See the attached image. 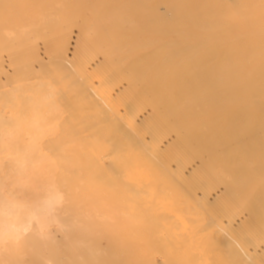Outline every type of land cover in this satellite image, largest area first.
Returning <instances> with one entry per match:
<instances>
[{
	"label": "bare ground",
	"instance_id": "obj_1",
	"mask_svg": "<svg viewBox=\"0 0 264 264\" xmlns=\"http://www.w3.org/2000/svg\"><path fill=\"white\" fill-rule=\"evenodd\" d=\"M177 235L264 264V0H0V264Z\"/></svg>",
	"mask_w": 264,
	"mask_h": 264
},
{
	"label": "rangeland",
	"instance_id": "obj_2",
	"mask_svg": "<svg viewBox=\"0 0 264 264\" xmlns=\"http://www.w3.org/2000/svg\"><path fill=\"white\" fill-rule=\"evenodd\" d=\"M42 43L43 42H41L40 44H42ZM13 69L15 71V69H17L16 66H13ZM180 238H181V235H177L176 238H175L176 241L173 242V244H174L173 248H171L170 250L167 251V253L169 254V257L164 258V259L158 257L156 259V261L154 262V264H166V263H168V261H170L169 259H171V257H173V259H174V264H176L175 262H177L179 260L181 261L180 264H208L207 261L206 262H201V261L193 260V255H195L198 252H200V250H198L197 248L193 249L192 247H190L188 245L184 246V245H181L180 243H177V239H180ZM130 256H132V258ZM129 257L131 259H128ZM125 259H126L125 264H145V262L142 259H140L139 256L138 257H136V256L134 257V255H128V256L125 257ZM191 260H193L195 262H192ZM26 262L29 263V258H26Z\"/></svg>",
	"mask_w": 264,
	"mask_h": 264
}]
</instances>
